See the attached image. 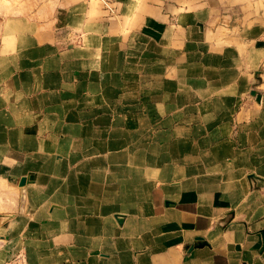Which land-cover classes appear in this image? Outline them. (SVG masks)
Returning <instances> with one entry per match:
<instances>
[{"label":"crops","instance_id":"1","mask_svg":"<svg viewBox=\"0 0 264 264\" xmlns=\"http://www.w3.org/2000/svg\"><path fill=\"white\" fill-rule=\"evenodd\" d=\"M40 2L0 18V264H264L258 3Z\"/></svg>","mask_w":264,"mask_h":264},{"label":"rangeland","instance_id":"2","mask_svg":"<svg viewBox=\"0 0 264 264\" xmlns=\"http://www.w3.org/2000/svg\"><path fill=\"white\" fill-rule=\"evenodd\" d=\"M250 2L251 5L258 3V9L264 15V0H250ZM40 3V0H0V18L34 12ZM19 189L17 184H12L0 176V214H6L17 207Z\"/></svg>","mask_w":264,"mask_h":264},{"label":"water","instance_id":"3","mask_svg":"<svg viewBox=\"0 0 264 264\" xmlns=\"http://www.w3.org/2000/svg\"><path fill=\"white\" fill-rule=\"evenodd\" d=\"M26 183H27V178L26 177H22L21 180H20V182H19V186L20 187H23V186H25ZM11 216H13V215H11V214H7V215L0 214V222H1V219L3 217H11ZM263 235H264V233H263Z\"/></svg>","mask_w":264,"mask_h":264}]
</instances>
